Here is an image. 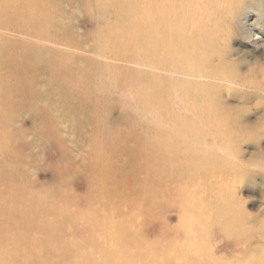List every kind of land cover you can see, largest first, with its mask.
Instances as JSON below:
<instances>
[{
    "label": "rangeland",
    "instance_id": "374dc122",
    "mask_svg": "<svg viewBox=\"0 0 264 264\" xmlns=\"http://www.w3.org/2000/svg\"><path fill=\"white\" fill-rule=\"evenodd\" d=\"M43 49L69 61L71 95L53 88ZM88 63L109 74L103 89ZM132 71L165 83L137 88ZM0 89V192L27 198L20 233L47 198L40 244L63 252L31 264H166L196 246V264H264V0H0ZM179 120L186 130L169 132Z\"/></svg>",
    "mask_w": 264,
    "mask_h": 264
},
{
    "label": "bare ground",
    "instance_id": "6f19581e",
    "mask_svg": "<svg viewBox=\"0 0 264 264\" xmlns=\"http://www.w3.org/2000/svg\"><path fill=\"white\" fill-rule=\"evenodd\" d=\"M8 2H9V0H5V3H8ZM52 10H53L52 7L49 8L47 10L48 14H51ZM128 17L134 23V25H136L137 21H139V14L137 12L128 14ZM142 17H146L149 20L152 19V18H149V16L147 14L143 15ZM43 18H44V16H43ZM28 19L29 20L27 21V24L30 26V29L33 30L35 33H38V35L41 34L42 31H41V25L40 24L43 23V21H42L43 19L40 20L39 22H33L35 20L34 17H29ZM141 21H148V20L142 19ZM127 29H133V28L131 26H128ZM140 41H143V40H140ZM48 53L49 52L45 51L44 49L42 50V53H41L40 59L41 60H46L44 68L46 70H48L49 68H52L54 65H57L59 67L58 71H60L59 73H57L58 74L57 76H56V74L52 75V80L55 81L53 88L56 90V89H61V87H62V89L65 92H67L68 95H71L75 91V83L77 81L76 80L75 81H69V78L73 77V75L71 73H68V72L64 73V74L62 73V70H64V69L69 67V65H68L69 61H67V59L65 57L58 56V54L55 55L56 58L52 59L51 57H49ZM18 54H21V52L17 53V55ZM13 62L17 63V62H20V60H14ZM11 63H12V60H8L7 59L5 61V65H4L5 69H7L8 67L14 65V64L12 65ZM88 64L85 66L84 69L81 70V74L85 73L86 75H88L86 83L90 87H92V89H95L96 87L97 88L99 87V88L103 89V86L105 85V80L107 79L109 74L107 76H105V74H103L100 77L99 73L96 72L95 69H94V63H91L89 65ZM142 65L145 66V67L148 66V64H146V63H143ZM158 65H161V64L159 63ZM173 71L175 72V70H173ZM171 76H173V75H171ZM126 77L133 83V86H135L137 88H142V89L151 88L152 85L153 86L156 85L157 87L155 86V88H161L164 85V83H165L164 81L159 80V81H155L154 84H153V80L150 79V77L144 71L143 72H141V71H138V72L132 71V72L128 73ZM190 84H191V82H189V81H185V82L182 81V82L176 84V86L173 85V87L174 86L175 87L172 88V90L177 92V93L174 94V96L178 97V93L180 91H185L184 88L186 90L189 89L187 86L190 85ZM0 92L6 93V90L0 89ZM93 92H95L94 94H97L96 91H93ZM1 109L2 108H0V111H1ZM176 114H177V112H176ZM176 114L174 113V115H176ZM174 115L169 114V116L165 120H160L161 122H158L157 121V116H155L154 117V121H155L156 124L161 125V123H164V122L168 121L169 119L171 120V119L175 118ZM187 127L188 126H187V123L185 121L179 120L178 124H173V125L169 126L168 127V131L169 132H174V131L175 132H184ZM162 135L163 134L160 133L158 141H162ZM4 141H5V137H4V134H3V132L1 131V128H0V151L3 150L4 147H5L4 146V144H5ZM202 141L200 143H202ZM187 144H188V142H187ZM188 145H190V144H188ZM172 152L173 151H170V153H172ZM162 161H165L164 158L163 159L161 158L159 163L162 162ZM160 167H161V165H160ZM2 173H3V170L0 169V176L2 175ZM192 176H193V174H192ZM158 179L160 180V178H158ZM3 191L4 192H0V199H1L0 200V264H31L32 258L37 257V256L40 257L42 255V253L45 254V255L46 254H53L55 252L63 253V252H61V251H59L57 249H53V248H51L52 250L51 249H46V248L42 247V245L40 244L41 240L39 238H41V237L39 236V234H40V231H42V229H43L41 226L43 224H45L49 219H51V217H52V215L54 213L53 204H51L49 201H47V198L46 199L44 197L37 198V196H36L35 199L32 200V201H34V204L37 207H41L43 209L45 208L47 210L46 215L44 214V217L42 216V217L38 218L35 221V226L36 227L34 228L33 226H31V227L34 228V230L31 229V230H27L25 232H21L20 233V232H18L19 228H17V226L22 223L21 218H20L22 212L19 209H20V206L23 203L22 202V198H26V197H24V196H22L20 194L17 195L15 193L12 197L13 198L17 197V199L15 198L13 200V202H11L9 205H6L5 203L11 201V198H10V195L8 196V195L5 194L6 193L5 187L3 188ZM28 196H31V195H28ZM6 199H8V201ZM25 201L26 200H24V202ZM108 201H109V198H108V200L105 203H107ZM35 205H34V207H35ZM5 206L9 207V209L5 208ZM31 209H29V211ZM61 209H62V207L59 208V210H61ZM3 213H6V214L10 215L11 219L8 220V222H9L8 224L11 225L10 227H8L7 226L8 224H6L7 220L3 219L4 218V214ZM27 214H28V212H27ZM54 216L58 217V219H57L58 222H59V219H62V215L59 214V212L56 213V215H54ZM109 224L112 225V227H116L114 220L109 222ZM203 225H204L203 221L202 222L201 221H199V222L197 221V226H199V227L201 226L202 227ZM94 228H95V230H94L95 233L103 234L101 232L102 229H103L102 225H99L98 228H97V226H95ZM125 230H126V232H133L135 230V228H132V227L126 228L125 227ZM88 236H91V235L89 234ZM87 243H89V241L86 242V244H83V245H87ZM46 245H48V244H46ZM79 245H82V243H80ZM9 253H14V254H17V255H21V256H23L22 258L25 257L26 259L23 262H21V263L18 262L17 260H13V261L9 260V261H7L6 259L8 257L7 255ZM80 253H81V255L83 257H86L87 255H90L89 250L85 249V246H84L83 249L81 248ZM91 253H93V251H91ZM198 253H199V250L197 249V246H196L195 248H192L188 253H180L178 255H173V256L171 255L170 257L168 256L165 263L166 264H196V262H197L196 258L198 256ZM86 260H90V258H87ZM46 264H54V261L49 262V263L47 262Z\"/></svg>",
    "mask_w": 264,
    "mask_h": 264
}]
</instances>
